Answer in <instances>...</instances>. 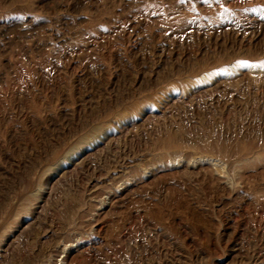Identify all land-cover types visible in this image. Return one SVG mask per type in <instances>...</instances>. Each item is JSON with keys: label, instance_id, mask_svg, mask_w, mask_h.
<instances>
[{"label": "rangeland", "instance_id": "rangeland-1", "mask_svg": "<svg viewBox=\"0 0 264 264\" xmlns=\"http://www.w3.org/2000/svg\"><path fill=\"white\" fill-rule=\"evenodd\" d=\"M0 264H264V0H0Z\"/></svg>", "mask_w": 264, "mask_h": 264}, {"label": "bare ground", "instance_id": "bare-ground-1", "mask_svg": "<svg viewBox=\"0 0 264 264\" xmlns=\"http://www.w3.org/2000/svg\"><path fill=\"white\" fill-rule=\"evenodd\" d=\"M68 161H69V160H67V162H68ZM67 162H65L64 164L60 165L59 168H61L62 166L68 164Z\"/></svg>", "mask_w": 264, "mask_h": 264}]
</instances>
